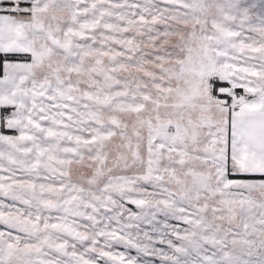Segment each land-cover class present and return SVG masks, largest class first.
Instances as JSON below:
<instances>
[{
  "label": "snow or ice",
  "instance_id": "snow-or-ice-1",
  "mask_svg": "<svg viewBox=\"0 0 264 264\" xmlns=\"http://www.w3.org/2000/svg\"><path fill=\"white\" fill-rule=\"evenodd\" d=\"M0 264H264V0H0Z\"/></svg>",
  "mask_w": 264,
  "mask_h": 264
}]
</instances>
